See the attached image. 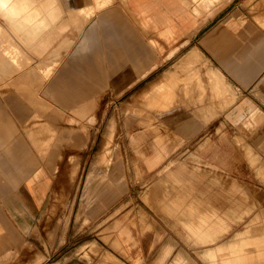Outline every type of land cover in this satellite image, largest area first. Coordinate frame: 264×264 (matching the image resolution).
Listing matches in <instances>:
<instances>
[{
    "label": "crops",
    "instance_id": "1",
    "mask_svg": "<svg viewBox=\"0 0 264 264\" xmlns=\"http://www.w3.org/2000/svg\"><path fill=\"white\" fill-rule=\"evenodd\" d=\"M81 2L84 1L78 0L76 4ZM220 7L206 15L196 11L195 2L188 4L185 0H119L98 9L85 35L79 36L64 57V51L61 53L60 60L63 59L51 73H42L36 56L21 69L10 58L1 59L0 64L5 63L6 67L0 68V262L27 241L39 245L36 229L46 234L45 219L55 208L58 194H64L71 204L72 193H79L76 199L79 214L84 222H94L128 191L123 183L128 173L118 167L122 150L115 153L110 167L101 164L98 156L85 174L83 189V141L86 140L83 114L93 104L95 108L87 117L96 113L99 123L112 122L116 121L121 106L113 104L116 98L150 92L147 113H151V118L146 121L156 133L155 142H151L154 151L145 156L150 172L162 170L167 156L163 144L172 139L184 142L196 136L217 115L218 107L231 103L239 93L240 126L244 134L241 137L252 144L246 135H254V142L264 143V0H236L218 14ZM192 50L201 55H194ZM185 61H188L186 65ZM169 73L171 78L167 77ZM212 79H217L213 82H217L215 86ZM178 86L186 94L191 95L193 90L195 100H203L208 92L207 103L203 105L209 107L201 108V104L188 109L178 107L181 106L176 98ZM199 110L203 113L191 112ZM127 118L123 126L130 127L134 119L129 115ZM184 126L193 129V133L183 134ZM131 138L136 142L135 136ZM192 155L200 157L197 152ZM214 159L216 167L224 170L225 154L211 152L207 160L214 162ZM163 168L168 170V164ZM217 174L216 183L225 184L223 174ZM243 196L247 195L243 193ZM169 199L172 205L182 206L173 215L183 224L187 238L203 247L197 252L205 264L264 262V225L247 229V233L258 232L255 236L217 242L230 227L227 218L241 217V212L252 209V203L238 204L239 211L223 215L206 199L204 202L193 196L187 200L183 195ZM55 223V219L50 222L51 228ZM120 229L128 240L132 238L128 228ZM118 241L120 244L119 237ZM172 246L165 248L157 264L167 262ZM111 254L113 260L118 258ZM43 257L37 254L34 264ZM127 257L135 264L143 260L141 255L133 257L129 253ZM167 264L201 263L179 251Z\"/></svg>",
    "mask_w": 264,
    "mask_h": 264
},
{
    "label": "rangeland",
    "instance_id": "2",
    "mask_svg": "<svg viewBox=\"0 0 264 264\" xmlns=\"http://www.w3.org/2000/svg\"><path fill=\"white\" fill-rule=\"evenodd\" d=\"M57 1L63 2V0ZM64 1H68L67 8L76 13L74 21L76 23L70 24L65 32L62 31L49 50L38 53L34 46H26L21 47L22 51L18 53L7 46L9 42L6 40L8 39L3 37L0 32V62L2 58L7 57L21 69L30 65L27 61L30 62L31 57L36 56L39 58V69L44 71L42 73L45 75L51 73L57 67L61 53L64 51V57L67 49L75 44L79 36L82 33L83 36L85 35L84 31L87 25L94 21L98 9L104 7L105 4L100 5L99 2L106 3V0H83V19L80 20V16L77 14L80 6H75L78 0ZM185 1L188 4L195 2L198 7L196 11L208 15L222 5L216 11L220 14L236 0ZM117 2L119 0L109 1L105 6ZM90 10L95 13L93 16H86ZM9 27L7 17L0 14V29ZM50 34L51 31L47 33L46 37ZM62 34L69 39V44L67 47L57 50L55 49L56 45H59L64 39ZM11 42L15 44L16 41L11 40ZM5 67V63L0 64L1 69ZM176 89L177 103L181 106L177 104L175 107L188 109L193 104H201V108L209 107L203 105L207 103L208 92L204 93L203 100H195L192 89L191 95L186 94L182 86H178ZM148 93L150 94V92ZM148 93H137L129 98L124 95L113 101V104H121L117 118H115L116 121H112L116 125L113 134H111V120L99 123L96 113L87 117L94 110L95 104L90 111L83 114V135L86 137V140L83 141V189L85 174L90 165L98 159V156L101 164L110 167L115 153L122 150V160L118 167L123 168L124 171L126 169L128 173L123 177V183L128 191L121 201L111 207L98 220L84 222L83 216L79 214L80 207L77 206L79 203L76 202L79 193H72L71 204L70 201L65 200L64 194H58L56 206L46 217L43 227L46 233L44 235L48 238L42 235V232H39L37 228L36 231L40 237L39 245L27 241L12 251L11 256L1 261L0 264H34L37 254L45 255V258L43 257L44 259L38 264H115V262L135 264L129 259L130 257H127L129 253L133 257L141 255L143 258L141 264H157L158 257L169 244L173 246L167 260L168 263L172 261L177 252L182 251L193 257L194 260H198L199 263L205 264L197 252L203 247L194 244L187 238L183 224L174 216L176 211L182 209L180 203L172 205L173 201L169 197L174 195H183L187 200L193 196L202 198L204 202L208 200L217 206L218 211L223 215L234 210L239 211L238 204L252 203V209L249 212H241V217L227 218L230 227L220 235L217 242H230L239 239V237L258 234V232L247 233L246 231L255 225H258L259 228L260 224L264 225V143L254 142V135H246V140L252 144L246 143L244 137H241L244 134L241 133L240 126L242 122L240 93L236 94L237 97L231 103L226 104L223 108L218 107L217 115L210 118L207 125L193 138L184 142L172 139L163 144L167 156L163 159L162 166L159 165L162 170L157 169L152 172L145 161V156L154 151L151 142H155L156 138V133L148 127L146 121V118H151V113H147L148 105H151V98L147 97ZM209 100L213 104L212 100ZM191 112L203 113L201 110ZM128 115L134 119L130 127L123 126ZM97 121L98 127H96ZM165 129L170 132L169 128L165 127ZM182 131L187 136L193 133V129L185 126ZM262 133H264V128ZM134 136L136 142L131 138ZM212 146L214 149L209 148ZM135 147H139L141 150L136 151ZM192 152H197L200 157H194ZM211 152L218 153L220 156L225 154L227 164L224 170L221 171L216 167L217 160L208 162L207 159L211 156ZM255 156L256 159H254ZM167 164L168 170H164L163 167ZM195 166L200 168L197 169ZM195 172L197 173L195 174ZM217 173L223 174L225 184L216 183L214 176L218 175ZM149 190L148 196L145 197V193ZM243 193L247 196H243ZM65 203H68L67 207L64 206ZM164 203L171 206L166 208ZM109 214L112 215L107 220L103 219ZM180 216L185 217L182 214ZM54 219L56 223L51 228L50 222ZM124 227L128 228L132 235L129 240L127 235L121 234L120 228ZM111 253L117 255L118 258H114L116 261L113 260Z\"/></svg>",
    "mask_w": 264,
    "mask_h": 264
},
{
    "label": "bare ground",
    "instance_id": "3",
    "mask_svg": "<svg viewBox=\"0 0 264 264\" xmlns=\"http://www.w3.org/2000/svg\"><path fill=\"white\" fill-rule=\"evenodd\" d=\"M99 3H100V5L105 4L104 2H99ZM68 6H69L68 1H64V0H63V2H59L57 0H55V1L54 0H0V14L2 16L7 17L8 21H9V26H10L9 28L0 29L1 35L3 37H7L8 40H6V41L9 42L7 46L14 49V51H16L18 53L21 52L22 48H24L26 46H34L36 52L43 53V52H45L51 48V45L54 43L56 37L60 36L62 31L65 32V29L70 24L76 23V22H74L76 20V13L72 9L69 10V8H67ZM75 6H77V7L80 6L78 8L77 14H79L80 20H82L83 19V3L81 2L79 4H76ZM75 6H74V8H75ZM80 8H81V11H80ZM93 13H95V12L90 10V13H87L86 16H88V15L93 16ZM61 19H63V20H61ZM81 24H82V21H81ZM58 25H59V27H58ZM50 31H51V34L46 37L47 33H49ZM64 32H63V34H64ZM63 34H62V37L64 39L61 41V43L59 45H56V47H55V49H57V50L62 49V47H67L69 44V41H68L69 39L64 37ZM11 40L16 41L17 43L15 42V44H13L11 42ZM23 52H24V49H23ZM189 53L192 54V52H189ZM193 53H194V55L196 54V56H197V54H199V52L197 50H194ZM186 55H188V54H186ZM194 55H193V57H196ZM191 57H192V55H191ZM185 59L187 60V57ZM190 59H192V58H190ZM196 60H198V58ZM186 62H188V61H185L184 64ZM185 65H183V66L185 67ZM215 72H217V71L215 70ZM170 76L171 75L169 73V75L167 77H170ZM210 76H212V75H210ZM214 80L212 81V84H213ZM211 81H210V83H211ZM221 81H222V78H221ZM218 83H220L219 80H218ZM215 84H217V82ZM215 84H213V85L215 86ZM227 84H225V86ZM162 86H164V85H162ZM219 86L220 85L218 84L217 87L219 88ZM222 87H224V86H222ZM227 88H229V87H227ZM230 89H231V87H230ZM225 91L227 92V90H225ZM154 102H155V100H154ZM257 114H258V112H257ZM115 126H116L115 123L112 122V128H111L112 133L111 134L114 133ZM111 134L109 135L110 138H111ZM109 149H111V148H109ZM251 150H253V149H251ZM109 152H111V150H109Z\"/></svg>",
    "mask_w": 264,
    "mask_h": 264
}]
</instances>
